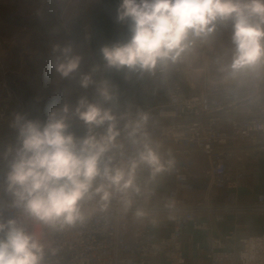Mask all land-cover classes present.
<instances>
[{"label": "clouds", "instance_id": "9594fccd", "mask_svg": "<svg viewBox=\"0 0 264 264\" xmlns=\"http://www.w3.org/2000/svg\"><path fill=\"white\" fill-rule=\"evenodd\" d=\"M38 16L42 58L0 87V264H264V0ZM237 163L260 191L217 199Z\"/></svg>", "mask_w": 264, "mask_h": 264}, {"label": "rangeland", "instance_id": "374dc122", "mask_svg": "<svg viewBox=\"0 0 264 264\" xmlns=\"http://www.w3.org/2000/svg\"><path fill=\"white\" fill-rule=\"evenodd\" d=\"M11 11L24 13L34 21L33 26L19 24L11 30L0 28V87L23 86L32 66L43 56L47 39L46 25L38 16L41 0H0ZM19 49V50H17ZM20 54L15 59V54Z\"/></svg>", "mask_w": 264, "mask_h": 264}, {"label": "built area", "instance_id": "2783aa9c", "mask_svg": "<svg viewBox=\"0 0 264 264\" xmlns=\"http://www.w3.org/2000/svg\"><path fill=\"white\" fill-rule=\"evenodd\" d=\"M3 86H6V84L3 82ZM207 164L213 169V175L216 174V170L218 169L219 165V159L214 154L213 156L209 157L207 160ZM249 163L245 164V167L247 169L246 173L242 171L240 165L234 164L231 169V182L223 187L217 188V186L209 181V183L206 185V187H209L213 192L222 191L221 195H217V199L224 200L229 197H236L238 198L239 195V189L244 185L245 181L247 180V177L249 175L248 170Z\"/></svg>", "mask_w": 264, "mask_h": 264}, {"label": "trees", "instance_id": "16d2710c", "mask_svg": "<svg viewBox=\"0 0 264 264\" xmlns=\"http://www.w3.org/2000/svg\"><path fill=\"white\" fill-rule=\"evenodd\" d=\"M4 4L5 3L2 2L0 3V28L3 25L4 29L12 31V28L16 27L18 24H27L29 26H33L34 21H32L28 15L17 11H11ZM250 164L251 163H249V165Z\"/></svg>", "mask_w": 264, "mask_h": 264}, {"label": "crops", "instance_id": "0c3cea01", "mask_svg": "<svg viewBox=\"0 0 264 264\" xmlns=\"http://www.w3.org/2000/svg\"><path fill=\"white\" fill-rule=\"evenodd\" d=\"M0 36H3V35L0 33ZM17 56L20 57L19 52L18 54H15V57H16L15 59H18ZM260 168H261L262 173H264V161L260 162ZM248 170H249V175L247 177V180L245 181L244 185L239 189V195H238L239 199H246V198L252 197L256 192L260 191V188L257 187L255 183L256 181L255 166L253 164H250L248 166ZM261 180L264 181V174L261 175ZM217 193L218 195H221L222 191H218Z\"/></svg>", "mask_w": 264, "mask_h": 264}]
</instances>
